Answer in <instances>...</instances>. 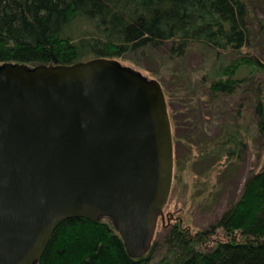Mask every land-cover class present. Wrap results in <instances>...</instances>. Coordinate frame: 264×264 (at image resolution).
Segmentation results:
<instances>
[{"label": "trees", "instance_id": "16d2710c", "mask_svg": "<svg viewBox=\"0 0 264 264\" xmlns=\"http://www.w3.org/2000/svg\"><path fill=\"white\" fill-rule=\"evenodd\" d=\"M262 5L264 0H0V65L107 57L143 67L152 56L158 65L150 73L167 106L185 95L198 101L205 95L249 98L247 113L239 103L236 115L224 116L216 151L205 150L231 158L249 145L250 135L264 150V78L258 77L264 57L256 53L264 41V17L257 12ZM77 25L82 29L72 33ZM195 47L208 51L212 66L183 68ZM234 121L239 133L229 131ZM182 139L173 134V143ZM178 163L174 159L176 169ZM243 183L239 199L207 228L192 234L178 220L165 227L161 240L154 237L143 257L128 255L110 217H80L55 229L35 264H264V161Z\"/></svg>", "mask_w": 264, "mask_h": 264}, {"label": "water", "instance_id": "95a60500", "mask_svg": "<svg viewBox=\"0 0 264 264\" xmlns=\"http://www.w3.org/2000/svg\"><path fill=\"white\" fill-rule=\"evenodd\" d=\"M161 83L115 58L0 65V264H35L71 218L110 217L150 249L172 187Z\"/></svg>", "mask_w": 264, "mask_h": 264}, {"label": "rangeland", "instance_id": "374dc122", "mask_svg": "<svg viewBox=\"0 0 264 264\" xmlns=\"http://www.w3.org/2000/svg\"><path fill=\"white\" fill-rule=\"evenodd\" d=\"M257 12L264 17V5L258 7ZM76 28L70 31L77 33L82 26L77 25ZM258 48L256 53L264 57V41L259 43ZM117 60L138 70L148 78H154L150 70H155L158 65L152 56L144 58L143 67L125 59ZM210 61L206 49L195 47L185 55L182 62L185 70L194 71L201 69L202 66H212L213 62L210 63ZM258 77L264 78V71L259 72ZM182 95L185 94L182 93ZM204 97L207 98L198 101L185 95L170 100L167 106L168 111L172 113V133L183 139L174 143V159L179 161V165L176 169L174 164L171 192L163 209L164 219L159 220L157 224L156 241L161 240L165 227L178 220L182 227L189 228L192 234L207 228L226 208L239 199L245 178L260 169L263 164L264 150L261 148L259 138L253 135H250L249 145L244 151L241 153L240 148L231 158L227 155L205 153V150L216 151L219 147L221 143L219 140L226 129L224 116L231 113L236 115L239 103H243L241 108L247 113L250 102L249 98L247 101L243 100L240 94L234 97L221 96L216 99H208L207 95ZM231 130L239 133L238 121H234L229 127V131ZM185 139H187L186 142L183 141ZM188 141L191 142L188 144ZM167 216L170 217L169 222ZM218 233L216 237L222 238L220 230ZM214 244L215 242L210 243V246L213 247ZM161 254L160 249L156 254L157 260Z\"/></svg>", "mask_w": 264, "mask_h": 264}, {"label": "flooded vegetation", "instance_id": "af4514ba", "mask_svg": "<svg viewBox=\"0 0 264 264\" xmlns=\"http://www.w3.org/2000/svg\"><path fill=\"white\" fill-rule=\"evenodd\" d=\"M165 216V215H164ZM167 220H168V222L170 221V217L169 216H167Z\"/></svg>", "mask_w": 264, "mask_h": 264}]
</instances>
